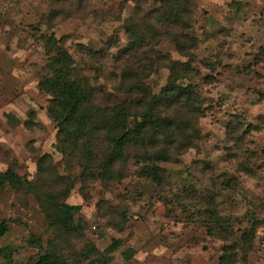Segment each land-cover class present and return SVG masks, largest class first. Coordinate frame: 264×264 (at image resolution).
I'll use <instances>...</instances> for the list:
<instances>
[{
  "label": "rangeland",
  "instance_id": "obj_1",
  "mask_svg": "<svg viewBox=\"0 0 264 264\" xmlns=\"http://www.w3.org/2000/svg\"><path fill=\"white\" fill-rule=\"evenodd\" d=\"M189 1L199 135L161 164L167 185L159 187L134 160L120 181L81 177L59 150L50 96L39 87L53 35L90 83L113 93L114 54L129 41L134 3L0 0V174L20 177L0 187L9 227L0 264H35L46 252L62 264H264V0ZM155 33L151 49L188 60ZM100 50L107 54L90 53ZM168 77L159 61L143 81L157 93ZM51 203L80 206L75 230L54 223Z\"/></svg>",
  "mask_w": 264,
  "mask_h": 264
},
{
  "label": "trees",
  "instance_id": "obj_2",
  "mask_svg": "<svg viewBox=\"0 0 264 264\" xmlns=\"http://www.w3.org/2000/svg\"><path fill=\"white\" fill-rule=\"evenodd\" d=\"M125 1L133 2L134 10L126 23L129 41L114 54L117 66L113 93L101 83H90L53 35L45 40L50 55L39 87L50 96L46 111L56 123L59 150L78 164L81 177L103 184L120 181L128 162L134 160L142 177L163 187L167 179L161 164L171 163L193 147V139L199 135L196 121L202 114L203 101L191 84L198 72L191 67L195 39L188 32L193 12L189 0H152L150 10L143 8L150 0ZM153 30L155 38L168 37L188 60H167L151 49L154 44L149 42L148 33ZM90 53L95 57L107 54L103 50ZM159 61L169 70V77L156 93L143 80ZM135 64L141 72L132 70ZM113 94L124 97L118 99ZM6 182L20 183V177L7 170L0 174V187ZM51 205L57 210L53 212L54 223L75 230L74 214L80 206ZM8 229L7 221L0 220V239ZM35 264L62 263L46 252Z\"/></svg>",
  "mask_w": 264,
  "mask_h": 264
}]
</instances>
